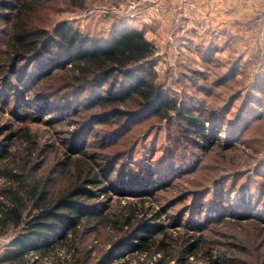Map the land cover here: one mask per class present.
I'll return each mask as SVG.
<instances>
[{
  "label": "rangeland",
  "instance_id": "374dc122",
  "mask_svg": "<svg viewBox=\"0 0 264 264\" xmlns=\"http://www.w3.org/2000/svg\"><path fill=\"white\" fill-rule=\"evenodd\" d=\"M183 12L175 0H45L32 14L50 31L62 21L93 38L108 39L126 25L141 31L156 52L139 72L174 100L176 108L165 118L155 116L151 109L141 111L134 97L119 107L128 113L122 117L106 115L96 107H82L74 115L69 108L60 122L62 114L48 112L58 111L64 105L62 97L78 89L71 73L63 70L33 87L19 85L16 77L7 84L1 77L0 127L12 126L17 132L28 126L38 149L49 147L50 158L64 151L63 140L70 132L85 130L86 150L106 154L115 168L116 184L106 183L108 189H103L100 200L110 196L139 200L132 195L149 191L154 196L148 205L161 211L165 207L162 222L179 240L175 252L188 235L201 234L204 248L215 243V258L226 245L235 244L262 253L264 259V86L255 85L264 80L257 73L259 64L264 65V39L254 26L255 16L252 27H246L248 22L238 29L229 27L237 34L231 33L233 39L227 42L225 38L213 40L205 29H199L200 34L191 31L180 25L184 20L176 23V14ZM8 32L0 10V59L5 58L2 47ZM252 34L260 46L258 52L256 43L250 41ZM37 69L33 63L29 72ZM123 77L113 76L116 89ZM79 88V94L88 95V90ZM46 95L48 102L56 104L48 106ZM21 103L28 107L19 118L14 108ZM45 106L53 109L43 113ZM203 127L210 138L203 135ZM12 236V231L0 236V257ZM113 239V233L104 231L90 234L87 242L99 256ZM190 260L208 264L203 255ZM40 264L52 263L44 259ZM132 264H139L138 256ZM163 264H176V260Z\"/></svg>",
  "mask_w": 264,
  "mask_h": 264
},
{
  "label": "trees",
  "instance_id": "16d2710c",
  "mask_svg": "<svg viewBox=\"0 0 264 264\" xmlns=\"http://www.w3.org/2000/svg\"><path fill=\"white\" fill-rule=\"evenodd\" d=\"M44 1L0 0L9 30L2 47L5 58L0 59V78L5 77V83L16 77L19 85L33 87L58 71L71 73L78 89L62 97L64 105H59L58 111L43 108V113L52 110L48 112L51 116L62 114L60 122L69 108L74 115L82 112V107H96L106 115L122 117L128 113L119 107L134 97L141 111L151 109L155 116L165 118L176 108L174 100L139 72L156 52V46L141 31L126 25L114 30L108 39L93 38L67 21L50 31L32 14ZM77 6L82 8L83 4ZM33 63L39 72H29ZM115 73L124 75L118 89L111 81ZM79 87L88 90V95L79 94ZM46 97L48 106L56 104ZM27 107L21 103L14 111L20 118ZM197 120L201 122L199 117ZM200 130L206 138L211 137L205 127ZM84 133L70 132L63 140L64 151L50 158L49 147L38 149L28 126L17 132L12 126L0 127V236L13 233L0 263L40 264L45 259L52 264H113L122 259V264H132L138 256L139 264H163L170 259L176 264H192L191 257L203 255L208 264H264L262 253L235 244L226 245L215 258V243L204 248L201 234L188 235L175 252L179 240L162 222L165 207L161 211L148 205L154 196L149 191L125 194L139 200H115L112 196L100 200L106 183L116 184L115 168L106 154L86 150ZM104 231L113 233L114 239L95 256L87 237Z\"/></svg>",
  "mask_w": 264,
  "mask_h": 264
},
{
  "label": "crops",
  "instance_id": "0c3cea01",
  "mask_svg": "<svg viewBox=\"0 0 264 264\" xmlns=\"http://www.w3.org/2000/svg\"><path fill=\"white\" fill-rule=\"evenodd\" d=\"M175 4L177 7L182 6L185 9V13L176 14V23L184 20V24L180 22V25H187L192 29L191 31L200 34L199 29H205L213 40L225 38L227 42H231L233 39L231 33L237 34V30H231L229 27L238 29L243 27L244 22H248L246 27H252L250 21L255 16H253L255 9L258 8L256 0H175ZM247 32L251 35L250 29ZM256 40L252 34L251 43H256ZM255 48L258 52L260 48L258 42ZM219 52L217 51L216 54ZM259 65L261 66V64ZM260 66L257 67V73L264 76V65ZM255 85L264 86V80L260 83L258 81Z\"/></svg>",
  "mask_w": 264,
  "mask_h": 264
},
{
  "label": "built area",
  "instance_id": "2783aa9c",
  "mask_svg": "<svg viewBox=\"0 0 264 264\" xmlns=\"http://www.w3.org/2000/svg\"><path fill=\"white\" fill-rule=\"evenodd\" d=\"M256 1L258 4V10L253 23L255 28L259 30V35L261 38L264 39V0Z\"/></svg>",
  "mask_w": 264,
  "mask_h": 264
}]
</instances>
